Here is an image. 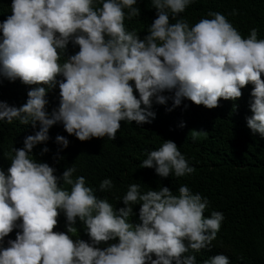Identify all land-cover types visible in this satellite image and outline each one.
<instances>
[{
  "label": "clouds",
  "instance_id": "obj_1",
  "mask_svg": "<svg viewBox=\"0 0 264 264\" xmlns=\"http://www.w3.org/2000/svg\"><path fill=\"white\" fill-rule=\"evenodd\" d=\"M192 2L151 0L156 18L140 38L124 22L140 15L137 0H11V14L0 21V76L19 79L27 99L19 107L0 101V121L39 128L23 147H12L9 166L0 169V264H196L192 253L212 247L224 215L204 216L209 200L189 186L181 184L176 195L168 186L142 192L131 183L116 208L83 175L74 178V164L57 176L32 154L56 123L81 141H114L121 121L151 123L154 101L171 99L168 110L182 98L213 108L218 98L235 101L247 84L246 124L264 137V38L256 28L242 38L219 12L191 26L176 19ZM57 86L59 102L49 112L46 93ZM200 131H192L193 140ZM55 143L62 149L69 140L58 134ZM62 158L58 150L54 159ZM140 167L160 177L194 171L171 139L148 151ZM112 187L106 177L98 190ZM203 264L229 258L216 254Z\"/></svg>",
  "mask_w": 264,
  "mask_h": 264
},
{
  "label": "trees",
  "instance_id": "obj_2",
  "mask_svg": "<svg viewBox=\"0 0 264 264\" xmlns=\"http://www.w3.org/2000/svg\"><path fill=\"white\" fill-rule=\"evenodd\" d=\"M10 5L11 0H0V21L11 14ZM135 6L140 8V15L126 17L124 22L128 20L143 38L156 18V10L151 0H137ZM209 11L223 14L242 38L251 28L257 29L258 39L264 38V0H193L176 19L183 18L191 26L207 17ZM175 22L170 15V23ZM262 77L264 79V74ZM15 81L0 76V101L19 107L27 97L20 94ZM252 87V84L245 85L235 101L218 98V106L213 108L182 98L179 106L168 110L171 99L165 104L154 101L155 117L151 123L138 126L135 121H121L114 141L107 137L81 141L68 134L61 123H56L49 128V140L33 148V158L54 167L57 176L74 164L77 169L74 178L83 175L94 194L107 198L116 208L123 206L119 198L131 183L140 184L142 192L150 187L158 190L159 186H168L176 195L181 184L187 185L193 192L208 198L204 216H210L214 210L224 215L212 247L192 253L196 264H203L216 254L228 256L229 264H264V137L253 134L246 124V117L252 114L249 108ZM58 93V86L46 93L49 112L58 105ZM163 94L171 96L173 93L165 91ZM38 128V123L33 128L17 120L10 124L0 121V169L6 170L9 166L12 147H23V138L34 134ZM193 130H201L196 140L192 139ZM58 134L69 140L67 147L61 149L55 143ZM164 139L177 144L194 168L193 173L160 177L154 169L140 167L147 152L157 149ZM45 146L49 151L40 155ZM58 150L62 159H54ZM106 177L111 178L113 187L101 192L98 185ZM138 208L139 204L133 206L137 216ZM16 231L14 229L8 237L14 238Z\"/></svg>",
  "mask_w": 264,
  "mask_h": 264
}]
</instances>
